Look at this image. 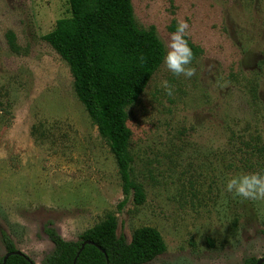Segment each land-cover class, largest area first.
Listing matches in <instances>:
<instances>
[{"label":"rangeland","instance_id":"rangeland-1","mask_svg":"<svg viewBox=\"0 0 264 264\" xmlns=\"http://www.w3.org/2000/svg\"><path fill=\"white\" fill-rule=\"evenodd\" d=\"M131 2L138 27L153 26L164 47L187 22L196 71L176 77L162 62L127 108L131 176L145 197L118 209L115 159L44 39L70 18L67 0H0V233L41 264L53 248L46 222L75 240L112 213L128 241L141 226L159 231L166 249L143 264L264 257V199L222 195L226 177L264 171V0Z\"/></svg>","mask_w":264,"mask_h":264},{"label":"trees","instance_id":"trees-1","mask_svg":"<svg viewBox=\"0 0 264 264\" xmlns=\"http://www.w3.org/2000/svg\"><path fill=\"white\" fill-rule=\"evenodd\" d=\"M67 2L70 18L57 20L44 39L67 63L74 93L115 159L124 195L118 209L130 196L134 203L141 204L144 190L131 176L133 159L129 150L131 130L127 125V108L138 100L161 66L164 44L153 26L138 27L131 0ZM6 39L9 48L17 51L14 34L7 32ZM116 226L115 215L107 213L77 239L66 240L52 221L46 222L43 232L53 248L44 255L41 264H72L85 240L92 243L85 244L74 264H143L166 249L159 231L152 226L134 229L130 241L117 234ZM0 238L5 253L17 250L4 231ZM5 253L0 256V264ZM257 259L253 255L245 256L240 264H255ZM5 264H35V261L20 253L8 256Z\"/></svg>","mask_w":264,"mask_h":264},{"label":"clouds","instance_id":"clouds-1","mask_svg":"<svg viewBox=\"0 0 264 264\" xmlns=\"http://www.w3.org/2000/svg\"><path fill=\"white\" fill-rule=\"evenodd\" d=\"M188 24L184 20L177 22L175 31L169 36L162 57L165 68L176 77L191 78L195 74V68L190 66L193 60V52L185 39ZM166 95L173 94V88L168 81H162L161 85ZM230 194L233 199L259 200L264 199V171L244 173L226 177L223 181L222 195Z\"/></svg>","mask_w":264,"mask_h":264},{"label":"water","instance_id":"water-1","mask_svg":"<svg viewBox=\"0 0 264 264\" xmlns=\"http://www.w3.org/2000/svg\"><path fill=\"white\" fill-rule=\"evenodd\" d=\"M89 243H92V241H90V240H85V241H83V242L81 243L80 248H79V250H78V252H77V254H76V257H75V259L73 260V263H72V264L75 263V260H76V258H77V256H78L79 252L83 249V247L85 246V244H89ZM20 253H22V252L19 251V250H15L14 252L5 253V255H4V257H3V260H2V264H5L6 259H7L8 256H10L11 254H20ZM262 263H264V257H259V258L257 259V261H256L255 264H262Z\"/></svg>","mask_w":264,"mask_h":264}]
</instances>
